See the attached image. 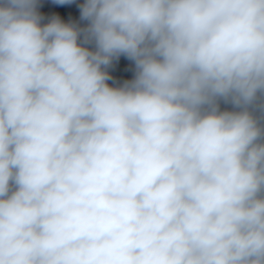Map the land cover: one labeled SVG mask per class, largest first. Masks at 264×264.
<instances>
[{
	"label": "clouds",
	"instance_id": "9594fccd",
	"mask_svg": "<svg viewBox=\"0 0 264 264\" xmlns=\"http://www.w3.org/2000/svg\"><path fill=\"white\" fill-rule=\"evenodd\" d=\"M48 4L0 0V264H264V0Z\"/></svg>",
	"mask_w": 264,
	"mask_h": 264
}]
</instances>
